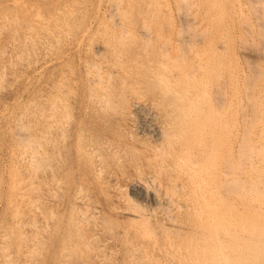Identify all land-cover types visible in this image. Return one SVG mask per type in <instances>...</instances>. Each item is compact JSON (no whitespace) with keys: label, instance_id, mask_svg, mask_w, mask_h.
<instances>
[{"label":"rangeland","instance_id":"374dc122","mask_svg":"<svg viewBox=\"0 0 264 264\" xmlns=\"http://www.w3.org/2000/svg\"><path fill=\"white\" fill-rule=\"evenodd\" d=\"M223 1L0 0V264H185L179 254L196 246L198 235L180 230L188 219L164 204V189L152 183L156 164L151 148L160 142L139 129L133 105L150 112L158 127L170 124L165 92L186 89L185 81L175 82L177 72L195 66L190 77L197 88L203 75L214 74L211 103L217 101L216 107L229 112L240 104L244 108L233 129L229 159L237 162L245 128L249 125V135L257 136L258 125L252 128L249 122L257 114L248 98L264 103V0ZM118 5L122 16L115 10ZM100 67L113 76L101 82L105 87L99 83L93 88L91 80ZM165 67L174 82L165 85L166 78L159 76L156 89L150 76ZM61 97L64 105L57 102ZM99 97L108 98L110 105L102 107Z\"/></svg>","mask_w":264,"mask_h":264},{"label":"bare ground","instance_id":"6f19581e","mask_svg":"<svg viewBox=\"0 0 264 264\" xmlns=\"http://www.w3.org/2000/svg\"><path fill=\"white\" fill-rule=\"evenodd\" d=\"M111 1V0H110ZM113 1V0H112ZM123 1V0H122ZM223 1V0H222ZM249 1V0H248ZM59 2V1H58ZM74 2V0H72ZM99 2V1H98ZM116 2V1H115ZM125 2V1H124ZM143 2V1H142ZM147 2V1H146ZM145 2V3H146ZM177 2V1H176ZM180 3V1H178ZM177 2V3H178ZM184 2V1H183ZM187 2V1H186ZM224 2V1H223ZM228 2V1H227ZM237 2V1H236ZM250 2V1H249ZM252 2V1H251ZM114 3V2H113ZM140 3V2H139ZM92 4V3H91ZM117 4L120 5L118 2ZM147 4V3H146ZM153 3H151L152 5ZM45 5V4H44ZM51 5V4H50ZM76 5V3H75ZM94 5V4H92ZM98 5V4H97ZM115 9L120 11L122 16V11L120 7ZM149 5V4H148ZM115 6V5H114ZM257 6V5H256ZM259 6V5H258ZM71 7V6H70ZM83 7V6H82ZM90 7V5H89ZM99 7V6H98ZM176 7V6H175ZM264 7V5H263ZM69 9V8H68ZM82 9V8H81ZM232 9V8H231ZM97 10V9H96ZM227 10V9H226ZM61 11V10H60ZM68 11V10H67ZM74 11V10H73ZM182 11V10H181ZM223 11V10H222ZM115 12V11H114ZM71 13V12H70ZM226 14V13H224ZM255 14V13H254ZM261 14V13H260ZM263 14V13H262ZM116 15H119L118 13ZM231 15V14H230ZM67 16V15H66ZM69 16V15H68ZM120 16V17H121ZM179 16V15H178ZM220 16V15H219ZM111 17V16H110ZM119 17V16H117ZM188 17V16H187ZM224 17V16H222ZM259 17V16H258ZM37 18V16L35 17ZM68 18V17H67ZM86 18V17H85ZM110 19V18H109ZM120 19V18H118ZM117 19V20H118ZM183 19V18H182ZM224 19V18H223ZM74 20V19H73ZM220 20V19H219ZM9 21V20H8ZM12 21V20H11ZM93 21V20H92ZM122 21V20H121ZM126 21V20H125ZM221 21V20H220ZM92 23V22H91ZM126 23V22H125ZM130 23V22H128ZM126 23V24H128ZM114 24V23H112ZM119 24V23H118ZM121 24V23H120ZM124 24V22H123ZM122 24V26H123ZM125 24V25H126ZM230 24V23H229ZM110 25V24H109ZM117 26V24H115ZM243 25V24H242ZM248 25V24H247ZM99 26V25H98ZM111 26V25H110ZM114 26V25H113ZM121 27V25H120ZM124 27V26H123ZM147 27V26H145ZM183 27V26H182ZM87 28V27H86ZM85 28V29H86ZM122 28V27H121ZM125 28V27H124ZM123 28V29H124ZM149 28V27H147ZM204 28V27H203ZM126 29H128L126 27ZM32 30V29H30ZM53 30V29H52ZM148 30V29H147ZM194 30V29H193ZM11 31V30H10ZM192 31V30H191ZM205 31V30H204ZM26 32V31H25ZM86 32V31H85ZM178 32V31H177ZM91 33V32H90ZM88 34V33H87ZM93 34V33H92ZM120 34V33H119ZM138 34V33H137ZM198 34V33H197ZM205 34V33H204ZM263 34V33H262ZM82 35V34H81ZM89 35V34H88ZM29 37L31 35H28ZM84 36V35H82ZM81 36V37H82ZM104 36V35H103ZM131 37V36H130ZM128 38V37H127ZM149 38V37H148ZM193 38V37H192ZM253 38V37H252ZM27 39V38H26ZM81 39V38H77ZM86 39V37H85ZM84 39V40H85ZM92 39V38H91ZM95 39V38H94ZM93 39V40H94ZM120 39V38H119ZM125 39V37H124ZM223 39V38H222ZM129 40V39H128ZM148 40V39H147ZM98 41V40H97ZM100 41V40H99ZM177 41V40H176ZM26 42V41H25ZM58 42V40H57ZM82 42V41H81ZM95 42V41H91ZM219 43V42H218ZM223 43V41H222ZM242 43V42H241ZM99 44V43H98ZM114 44V43H113ZM79 45V43H78ZM77 45V46H78ZM163 45V44H162ZM165 45V44H164ZM192 47L193 44H190ZM76 46V47H77ZM90 46V45H89ZM88 46V47H89ZM122 46V45H121ZM166 46V45H165ZM225 46V45H224ZM87 47V49H88ZM105 47V45H104ZM242 47V46H241ZM194 48V47H193ZM85 49V50H87ZM101 49V48H100ZM103 49V48H102ZM123 50V49H122ZM143 50V49H142ZM23 51V50H22ZM88 51V50H87ZM96 51V50H94ZM93 51V52H94ZM121 51V50H120ZM144 51V50H143ZM164 51V50H163ZM174 51V50H173ZM177 51V50H176ZM175 51V52H176ZM188 51V50H187ZM194 51V50H193ZM196 51V50H195ZM199 51V50H198ZM207 51V50H206ZM222 51V50H221ZM99 52V51H98ZM97 52V53H98ZM102 52V51H101ZM100 52V53H101ZM108 52V51H107ZM190 52V51H189ZM201 52V51H200ZM95 53V52H94ZM181 53V52H179ZM178 53V55H179ZM188 53V52H187ZM104 54V53H103ZM102 54V55H103ZM108 54V53H107ZM182 54V53H181ZM196 54V53H195ZM227 54V53H226ZM119 55V54H118ZM162 55V54H161ZM168 55V54H167ZM177 55V54H176ZM174 56L175 58L177 56ZM191 55V54H190ZM194 55V54H193ZM99 56V55H98ZM104 56V55H103ZM102 56V57H103ZM107 56V55H106ZM181 56V55H180ZM97 57V56H96ZM95 57V59H96ZM105 57V56H104ZM120 57V56H119ZM160 57V56H158ZM162 57V56H161ZM245 57V56H244ZM117 58V57H114ZM131 58V57H129ZM174 58V59H175ZM98 59V58H97ZM107 59V58H106ZM121 59V58H120ZM133 59V58H132ZM171 59V58H170ZM177 60L180 58H176ZM182 59V58H181ZM203 59V58H202ZM101 60V59H100ZM99 60V61H100ZM168 60V59H167ZM165 60V61H167ZM57 61V60H56ZM91 61V60H89ZM95 61V60H94ZM98 61V62H99ZM108 61V60H107ZM111 61V60H110ZM119 61V60H118ZM139 61V60H137ZM141 61V60H140ZM143 61V58H142ZM200 61V60H199ZM206 61V60H205ZM204 61V62H205ZM209 61V60H208ZM230 61V60H229ZM85 62V61H84ZM93 62V61H91ZM90 62V63H91ZM112 62V61H111ZM115 62V59H114ZM133 62V61H132ZM162 62V61H161ZM171 62V61H170ZM176 63L178 61H174ZM207 62V61H206ZM211 62V61H209ZM218 62V61H217ZM221 62V61H219ZM89 63V64H90ZM96 63V62H94ZM110 63V62H108ZM119 63V62H118ZM156 63V62H155ZM158 63V62H157ZM173 63V62H172ZM196 63V62H195ZM198 63V62H197ZM86 64V63H84ZM103 64V63H101ZM107 64V63H106ZM171 64V63H170ZM202 64V63H201ZM213 64V63H212ZM210 64V65H212ZM115 65V64H114ZM122 65V64H121ZM144 65V64H142ZM162 65V64H161ZM164 65V64H163ZM193 65V64H192ZM195 65V64H194ZM199 65V63H198ZM206 65V64H204ZM203 65V66H204ZM231 65V64H229ZM86 66V65H85ZM91 66V64L89 65ZM103 66V65H102ZM137 63L136 67H140ZM165 66V65H164ZM87 67V66H86ZM94 67V66H91ZM110 67V66H109ZM147 67V66H146ZM180 67V66H179ZM190 68V66H188ZM236 67V66H235ZM258 67V66H257ZM90 68V67H89ZM96 68V67H95ZM106 68V67H104ZM113 68V67H112ZM115 68V67H114ZM173 68V67H172ZM171 68V69H172ZM176 68V66H175ZM178 68V67H177ZM195 68V66H193ZM191 68L189 71L187 69H180L177 72L176 81L184 82L182 85L186 86V89L170 90L165 92V98L168 99L169 117L171 123L169 124L170 131L166 130L168 124H164L162 127H158L153 123V119L148 117L149 114H144L142 107L139 105L134 106L135 117L139 129L148 131V133L153 134L155 138L160 143H157L153 148L149 147L153 151V161H155V174L152 176V183H156L157 186L164 189V204L175 210L177 213H183V215L188 219L189 223L187 226L180 225V230H188L193 233V235H198V240L196 246H188L186 248V253L180 252L179 261L185 262V264H264V103H255L256 99L250 95L247 99L250 104L254 105L251 112L255 111L257 114V120L250 118V125L257 124V136L252 137L249 135L248 125L242 136L240 143L237 146L238 160L237 162H230V156L233 148L234 137L233 129L238 125L239 112L243 110V106L232 108V112L227 109L224 110L223 106L216 107V104L211 103V94L209 91L212 89L214 80V74L210 77L208 74L203 75L204 79L200 85V88L196 87L193 77L190 74L195 70ZM203 68V67H202ZM219 68V67H218ZM224 68V66H223ZM222 68V69H223ZM252 68V67H251ZM91 69V68H90ZM109 69V68H108ZM118 69V68H117ZM137 69V68H135ZM160 69V68H159ZM196 69V68H195ZM235 69V68H234ZM238 69V68H237ZM261 69V68H260ZM87 70V69H86ZM94 70V69H93ZM91 80L95 84L101 82H108L111 80L113 74H110L108 70H102L100 67ZM116 70V69H115ZM143 70L140 68V71ZM151 70V69H150ZM179 70V69H177ZM207 70V69H206ZM250 70V67H249ZM111 71V70H110ZM113 71V70H112ZM154 71V70H153ZM173 71V70H172ZM198 71V70H197ZM202 71V70H201ZM223 71V70H222ZM228 71V70H227ZM240 71V70H239ZM256 71V70H255ZM263 71V70H262ZM95 72V71H93ZM102 72V73H101ZM144 72V71H143ZM200 72V71H199ZM198 72V73H199ZM209 72V71H208ZM251 72V71H250ZM125 73V72H124ZM131 73V72H130ZM137 73V70H136ZM141 73V72H140ZM151 73V72H150ZM196 73V71L194 72ZM212 73V72H211ZM226 73V72H224ZM223 73V74H224ZM242 73V72H241ZM244 73V72H243ZM254 72H251V74ZM89 74V72H88ZM94 74V73H93ZM102 74V76H101ZM104 74V75H103ZM146 74V73H145ZM139 75V74H138ZM141 75V74H140ZM143 75V74H142ZM172 75L169 69H162L161 73H156L155 71L151 74L153 80L158 79L159 76L166 78L165 85L168 83L172 85ZM198 75V74H197ZM245 75V73H244ZM258 75V74H257ZM117 76V74L115 75ZM121 76V75H120ZM148 76V75H147ZM199 76V75H198ZM217 76V75H216ZM219 76V75H218ZM222 76V75H221ZM228 76V75H227ZM248 76V75H246ZM252 76V75H249ZM248 76V77H249ZM255 76V75H254ZM91 77V76H90ZM138 77V76H137ZM142 77V76H140ZM169 77L171 81H169ZM200 77V76H199ZM235 77V76H234ZM233 77V78H234ZM239 77V76H238ZM104 78V79H103ZM106 78V79H105ZM118 78V77H117ZM149 78V77H148ZM147 78V79H148ZM197 78V77H196ZM256 78V77H255ZM259 78V76H258ZM103 79V80H102ZM115 79V78H114ZM123 79V78H122ZM121 79V80H122ZM135 79V78H133ZM141 79V78H140ZM151 79V80H152ZM168 79V80H167ZM195 79V78H194ZM240 79V78H237ZM243 79V78H242ZM246 79V77H245ZM250 79V77H249ZM257 79V78H256ZM261 79V78H260ZM105 80V81H104ZM107 80V81H106ZM164 80V79H163ZM220 80V79H219ZM223 80V78H222ZM228 80V78H227ZM226 80V81H227ZM244 80V79H243ZM242 80V81H243ZM248 80V79H246ZM254 80V79H253ZM64 81V80H63ZM115 81V80H114ZM157 82L156 89L160 88L159 81ZM225 81V79L223 80ZM225 81V82H226ZM240 81V80H239ZM256 83L251 87L255 89V85L258 87L257 80ZM259 81V79H258ZM132 82V81H131ZM142 82V79H141ZM151 82V81H150ZM155 82V83H156ZM164 82V81H163ZM229 82V81H228ZM245 82V81H244ZM177 83V82H176ZM220 83V82H219ZM224 83V82H223ZM236 83V82H233ZM239 83V82H238ZM246 83V82H245ZM105 84V83H104ZM121 84V83H120ZM124 84V83H123ZM154 84V83H152ZM226 84V83H225ZM224 84V85H225ZM237 84V83H236ZM241 84V83H240ZM56 85H58L56 83ZM63 85V84H61ZM132 85V84H131ZM138 85V84H136ZM141 85V84H139ZM148 85V82L146 83ZM155 85V84H154ZM219 85V84H218ZM245 85V84H244ZM250 84H248L249 86ZM260 85V84H259ZM55 86V85H54ZM53 86V87H54ZM65 87V85H63ZM104 86V85H103ZM102 86V88H103ZM144 86V85H143ZM221 86V85H220ZM246 86V88L248 87ZM98 87V86H97ZM105 87V86H104ZM149 87V86H148ZM155 87V86H153ZM151 87V88H153ZM197 88L195 91L189 90V88ZM227 87V86H226ZM61 88V87H60ZM100 88V86H99ZM120 88V87H119ZM150 88V87H149ZM174 88V87H173ZM223 88V87H222ZM230 88V87H229ZM228 88V89H229ZM67 89V88H66ZM101 89V88H100ZM107 89V88H106ZM143 89V87H142ZM146 89V88H145ZM169 89V88H168ZM219 89V88H218ZM217 89V90H218ZM225 89V88H224ZM236 89V87H235ZM238 89V86H237ZM264 89V88H263ZM97 90V89H96ZM99 90V89H98ZM138 90V89H137ZM144 90V89H143ZM155 90V89H154ZM244 90V89H243ZM251 89L249 88V91ZM252 90V91H253ZM104 91V90H103ZM102 91V92H103ZM130 91V90H129ZM164 91V89H163ZM223 92V90H221ZM248 91V90H247ZM248 91V94L250 93ZM251 91V92H252ZM256 91V89H255ZM255 91H253L255 93ZM261 91V90H260ZM56 92V91H54ZM64 92V91H63ZM109 92V91H108ZM154 92V91H153ZM158 92V91H157ZM208 92H211L210 94ZM217 92V91H216ZM215 92V93H216ZM252 92V93H253ZM100 93V92H99ZM119 93V92H118ZM130 93V92H129ZM221 94V92H218ZM224 93V92H223ZM222 93V94H223ZM237 92H235L236 94ZM257 93V92H256ZM74 94V93H73ZM97 94V93H96ZM95 94V95H96ZM107 94V93H106ZM159 94V93H158ZM163 94V93H162ZM217 94V93H216ZM247 92L245 93V95ZM259 94H262L259 93ZM56 95V94H55ZM64 95V94H63ZM92 95V93H91ZM101 95V94H100ZM120 95V93H119ZM219 95V94H218ZM224 95V94H223ZM227 95V94H225ZM264 95V94H263ZM262 95V96H263ZM99 96V95H98ZM97 96V97H98ZM142 96V95H141ZM233 96V95H232ZM244 96V95H243ZM129 97V96H128ZM159 97V96H157ZM215 97V95H214ZM219 97V96H217ZM214 100H220L219 98ZM231 97V96H230ZM261 97V96H260ZM56 97H54L55 99ZM60 98V95H59ZM95 98V96H94ZM104 98V97H103ZM135 98V97H134ZM137 98V97H136ZM143 98V97H142ZM241 98V97H238ZM256 98V97H255ZM52 99V97H51ZM58 99V98H57ZM139 99V97H138ZM141 99V98H140ZM165 99V100H166ZM226 99V98H225ZM229 99V98H228ZM243 99V98H242ZM47 100V99H46ZM97 100V99H96ZM108 98L102 99L99 97V103L106 108L110 105L107 101ZM158 100V99H157ZM161 100V98H160ZM223 100V99H222ZM237 100V99H236ZM240 100V99H239ZM245 100V98H244ZM243 100V101H244ZM246 100V101H247ZM52 101V100H51ZM50 101V102H51ZM61 104L64 100L62 97L58 99L57 102ZM126 101V100H125ZM162 101V100H161ZM224 101V100H223ZM238 101V100H237ZM261 100H259L260 102ZM53 102V101H52ZM54 101V103H57ZM127 102V101H126ZM163 102V101H162ZM257 102V101H256ZM53 103V104H54ZM128 103V102H127ZM161 103V102H160ZM164 103V102H163ZM218 103H222L218 101ZM232 103V102H231ZM241 103V102H240ZM244 103V102H243ZM247 103V102H246ZM51 104V105H53ZM67 104V103H66ZM96 104V103H95ZM129 104V103H128ZM145 104V103H144ZM229 104V101H228ZM59 105V104H58ZM57 105V106H58ZM159 105L154 103L153 107ZM161 105V104H160ZM224 105V104H223ZM232 105V104H231ZM230 105V106H231ZM246 105V104H245ZM251 105V106H252ZM225 106V105H224ZM229 106V105H228ZM49 107V106H48ZM53 107H56L54 105ZM60 107V106H59ZM234 107V106H233ZM50 108V107H49ZM64 109L65 106L63 107ZM151 108V107H150ZM228 108V107H227ZM231 107H229L230 109ZM56 109V108H55ZM63 109V110H64ZM127 109V108H125ZM124 109V110H125ZM240 109V110H239ZM247 109V107H246ZM250 109V110H251ZM51 110V109H50ZM53 110V109H52ZM133 110V111H134ZM162 110V109H161ZM166 110V111H168ZM54 111V110H53ZM51 111V112H53ZM58 111V110H57ZM56 111V112H57ZM96 111V110H95ZM249 111V110H248ZM55 112V113H56ZM68 112V111H67ZM132 112V111H131ZM165 112V111H164ZM228 112V113H227ZM243 112V111H242ZM247 114V111H245ZM47 113V112H46ZM50 113V112H49ZM168 113V112H167ZM166 113V114H167ZM59 114V112L57 113ZM134 114V113H133ZM161 114V113H160ZM229 116H228V115ZM252 114V113H251ZM260 114V115H259ZM262 114V116H261ZM41 115V114H40ZM39 115V116H40ZM44 115V114H43ZM56 115V114H55ZM152 115V114H151ZM167 115V116H168ZM241 115V114H240ZM248 115V114H247ZM42 116V115H41ZM45 116V117H44ZM44 118L46 115H44ZM48 116V114H47ZM68 116V115H67ZM66 116V117H67ZM166 116V117H167ZM51 117V116H49ZM56 117V116H55ZM59 117V115H58ZM134 117V118H135ZM247 119L244 116H242ZM49 119V118H48ZM56 119V118H54ZM242 119V118H241ZM58 120V119H57ZM65 120V119H64ZM67 120V119H66ZM168 120V119H167ZM244 119H242L243 121ZM242 123L244 124L245 121ZM254 120V123L252 122ZM20 121V120H19ZM45 121V120H44ZM43 121V122H44ZM59 121V120H58ZM57 121V122H58ZM62 121V120H61ZM229 121V122H228ZM240 121V122H242ZM252 122V123H251ZM50 124V123H49ZM48 124V125H49ZM52 124V123H51ZM50 126H53L51 125ZM246 124V123H245ZM249 124V123H247ZM246 124V125H247ZM253 124V125H252ZM57 125V124H56ZM241 125V124H239ZM245 125V126H246ZM54 127V126H53ZM168 127V128H169ZM52 128V127H51ZM55 128V127H54ZM239 128V127H238ZM251 128V129H252ZM243 129V128H242ZM244 130V129H243ZM18 131V130H17ZM139 131V130H138ZM22 132V131H21ZM43 134V133H42ZM151 136V135H150ZM45 137V136H44ZM238 137V136H237ZM40 138V137H39ZM41 139V138H40ZM91 139V138H90ZM27 140V139H26ZM24 141V140H23ZM30 141V140H29ZM25 142V141H24ZM22 142V143H24ZM36 142V141H35ZM149 142V141H148ZM21 143V142H20ZM33 143V142H31ZM37 143V142H36ZM35 143V144H36ZM39 143V141H38ZM45 143V142H44ZM29 144V143H28ZM34 144V145H35ZM146 144V143H145ZM27 145V144H26ZM42 145V143H41ZM40 145V146H41ZM23 147V146H22ZM31 147V146H30ZM33 148V147H32ZM36 148V147H35ZM33 148V149H35ZM37 149V148H36ZM43 149V148H42ZM146 149V148H145ZM30 150V149H29ZM131 150V149H130ZM150 151V149H148ZM22 151V149H21ZM24 151V150H23ZM28 151V148L25 152ZM40 151V150H38ZM236 151V150H235ZM33 152V151H32ZM31 152V153H32ZM37 152V150H36ZM44 152V151H43ZM28 153V152H27ZM39 153V152H38ZM42 153V152H41ZM36 154V153H35ZM44 155V154H43ZM20 156V154H19ZM97 156V155H96ZM235 156V155H234ZM17 157V156H16ZM31 159L32 156H30ZM34 157V156H33ZM233 157V156H232ZM236 157V156H235ZM237 158V157H236ZM151 159V158H150ZM151 159V160H152ZM235 158H233L234 160ZM37 161V160H36ZM43 161V160H42ZM147 161V159H146ZM35 162V161H34ZM149 162V161H148ZM152 162V161H151ZM154 163V162H153ZM13 164V163H12ZM39 164V163H38ZM37 164V165H38ZM152 164V163H151ZM246 164V165H245ZM248 164V165H247ZM94 165V164H93ZM36 166V165H35ZM38 167V166H37ZM101 169H99L100 171ZM102 171V170H101ZM14 175V174H13ZM46 175V174H45ZM107 178V177H106ZM34 180V179H33ZM148 181V180H147ZM146 183V182H145ZM146 185V184H145ZM151 185V184H150ZM258 185H262L259 189ZM149 186V185H148ZM139 187V186H138ZM155 187V186H154ZM150 188V187H149ZM122 189V188H121ZM159 189V188H158ZM162 189V190H163ZM27 191V190H26ZM138 193V196L143 198L145 194L134 190ZM145 192V191H144ZM20 193V192H19ZM133 193V192H132ZM148 193V192H147ZM134 194V193H133ZM137 196V194H136ZM24 197V195H23ZM138 198V197H137ZM152 200L159 205V199L156 195L151 197ZM83 200V199H82ZM147 201V200H145ZM149 202V200H148ZM152 202V201H151ZM88 205V204H87ZM162 207V206H161ZM164 207V206H163ZM165 208V209H164ZM164 211L166 207H164ZM161 209V208H160ZM151 210V209H150ZM154 208L152 209L153 212ZM160 211V210H159ZM87 212V211H85ZM165 213V212H164ZM174 213V212H173ZM176 213V214H177ZM185 213V214H184ZM51 215V214H50ZM84 215V213H83ZM153 215V214H152ZM165 215V214H164ZM171 215V214H170ZM82 216V215H81ZM89 216V214H88ZM151 216V215H149ZM85 217V216H84ZM136 217L142 218L141 215ZM167 216H165L166 218ZM172 217V216H171ZM176 217V216H175ZM88 218V217H87ZM86 218V219H87ZM92 218V217H91ZM134 218V217H133ZM164 218V217H163ZM173 219L174 216L172 217ZM179 218V217H178ZM145 219V218H142ZM177 220V217H176ZM180 220V219H179ZM167 221V219H166ZM174 221V220H172ZM89 222V221H88ZM143 222V221H142ZM179 222V221H178ZM144 223V222H143ZM164 223V222H163ZM169 223V222H166ZM165 223V224H166ZM171 225V223H169ZM176 225L177 223H173ZM179 224H177L178 226ZM167 226V225H166ZM169 227V225H168ZM172 227V225L170 226ZM48 228V227H47ZM163 228V227H162ZM161 228V229H162ZM173 229L176 226L172 227ZM172 230V229H171ZM168 231V230H167ZM173 231V230H172ZM177 231V230H176ZM175 231V232H176ZM179 231V230H178ZM164 232V230H163ZM166 232V230H165ZM164 232V233H165ZM170 232V231H169ZM171 233V232H170ZM58 235V234H57ZM169 235V234H168ZM176 236V235H175ZM178 237V236H177ZM191 237V236H190ZM165 238V237H164ZM193 238V237H192ZM195 238V237H194ZM174 239V238H173ZM177 239V238H176ZM188 240V239H187ZM195 240V239H194ZM182 242V241H181ZM185 242V241H184ZM189 242V240H188ZM171 244V243H169ZM175 245V244H174ZM176 244V248H177ZM183 245V244H182ZM181 245V247H183ZM166 247V245H165ZM164 247V248H165ZM175 248V247H174ZM180 248V247H179ZM161 250L163 249L160 248ZM168 249V248H165ZM163 249V250H165ZM173 249V248H172ZM181 249V248H180ZM197 250V251H196ZM176 251V250H175ZM178 251V249H177ZM181 251V250H180ZM167 252V251H166ZM185 252V251H184ZM192 252H195L192 253ZM198 252V253H196ZM178 253V252H177ZM189 253V254H188ZM167 254V253H166ZM174 254V252L172 253ZM171 255V253L169 254ZM166 256V255H165ZM173 256V255H171ZM176 256V255H175ZM190 256V257H189ZM169 257V256H168ZM192 257V258H191ZM167 258V257H166ZM7 259V258H6ZM98 259V258H97ZM169 259V258H167ZM174 260V259H172ZM170 261V260H169ZM171 263V262H170ZM169 264V263H168Z\"/></svg>","mask_w":264,"mask_h":264}]
</instances>
